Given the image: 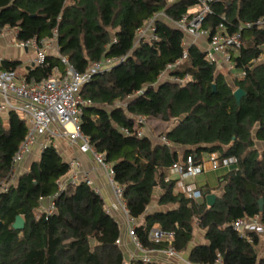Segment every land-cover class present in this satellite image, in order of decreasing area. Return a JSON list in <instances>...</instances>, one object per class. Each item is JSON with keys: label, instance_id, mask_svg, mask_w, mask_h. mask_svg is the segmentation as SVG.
I'll return each instance as SVG.
<instances>
[{"label": "trees", "instance_id": "16d2710c", "mask_svg": "<svg viewBox=\"0 0 264 264\" xmlns=\"http://www.w3.org/2000/svg\"><path fill=\"white\" fill-rule=\"evenodd\" d=\"M199 0H0V32L16 29L20 40L51 38L56 31L58 53L78 71L93 61L117 58L112 68L94 74L79 92L80 128L95 152L112 165L114 180L122 187L128 213L135 219V233L146 250L163 247L147 239L148 230L159 226L173 233L178 252L188 248L194 227L204 233L206 243L189 249L187 259L197 264H264V241L258 233L248 238L231 227L240 217L259 215L264 222V0H211L200 29L208 36L230 34L241 27L242 45L229 49L234 68L230 85L224 70L205 59V52L189 44L186 57L168 76L185 81L159 80L168 64L180 60L185 33L172 23L155 18L156 39L135 43L136 30L164 12L178 20ZM19 60L4 58L1 68H16ZM54 66L63 71L59 57L47 55L43 66L28 67L27 78L40 79ZM230 74V70L226 69ZM214 85V89L212 87ZM237 87L245 91L239 105L233 96ZM126 101L125 105L115 104ZM5 117H4V116ZM170 123L161 132L170 145L131 132L136 116ZM24 121L13 111L0 114V264H169L151 253L124 262L117 242L121 227L105 210L100 194L84 182L58 191L57 181L69 165L55 146L47 145L13 183L8 181L13 155L26 135ZM184 148L181 156L171 149ZM216 152L236 158V167L218 178L214 203H206L208 187L191 199L168 178L169 167L191 155ZM5 187V188H4ZM158 189L156 204L163 207L146 213ZM56 194V196H54ZM53 197L54 211L37 216L42 199ZM262 210H259V200ZM24 219L22 229L11 227L15 215ZM264 237V233L262 234ZM263 248H260V244Z\"/></svg>", "mask_w": 264, "mask_h": 264}, {"label": "built area", "instance_id": "2783aa9c", "mask_svg": "<svg viewBox=\"0 0 264 264\" xmlns=\"http://www.w3.org/2000/svg\"><path fill=\"white\" fill-rule=\"evenodd\" d=\"M172 1L174 0H167L168 3ZM209 1L211 0H199L197 10L186 11L180 19L174 20L172 23L193 40L198 37H205L207 40V47L204 51L205 59L216 65V67L222 65L226 69L231 70L234 66L231 62L229 49H237L242 45L241 27L230 34H223L220 32L223 25L219 24V32L208 36V32L201 30L200 26L205 14L209 12ZM156 17H165L164 12L160 11L155 16L147 19L136 30L135 43L142 39L153 40L157 38L154 23ZM253 24L264 25V19L246 23L245 26L249 27ZM6 31L10 33L11 45L16 48L31 49L33 51V56L28 61V65L31 68L43 66L46 56L50 54L59 57L63 65V71L57 66H54L51 73L45 77L40 79L27 78L25 74L18 72L15 68H1V62L5 57L0 55V114L8 110H13L24 121L27 129L25 138L13 155L8 181L4 186L6 187L16 179L15 172L18 165L32 153L34 146H37L39 154L47 145L52 144L55 146V139L65 138L71 145L76 146L78 153H89L96 164L102 169L107 185L112 191V201L109 205H105V210L110 214L118 212L120 215L121 220L118 223L126 231L129 243L134 248V251L129 253V260L136 257V251L141 254L140 257L143 261H149L150 255L153 253L156 257L160 256L164 259L183 260L184 264H197L190 262L188 259H183L181 252L176 251L172 246L173 233L162 230L157 225L152 226L148 230L147 239L156 244H163V247L146 250L141 245L135 233V227L138 221L128 213L126 202L123 198L122 187L114 180L112 165L106 162L101 154L95 152L89 143L88 137L81 131L80 104L83 101L79 98L80 90L94 74L109 70L120 59L104 58L93 61L84 71H78L69 63L66 56L58 53L56 31L53 32L51 38H43L41 40H37L36 38L20 40L16 37V29L7 28ZM51 43H54L53 46H50ZM182 45L184 51L181 59L173 64H168L167 70L161 73L159 77L164 73L168 74V70L178 65L186 57L185 48L189 44L182 43ZM240 75H244V72L242 71ZM167 79L181 82L185 81L186 77L180 80L178 77L167 75ZM115 104L118 103L115 102ZM125 104L126 101L122 105ZM147 129V118L139 115L134 117L132 121V131L129 132L127 129H123V131L126 134L131 133L141 137L145 135ZM160 140L162 143L170 145L164 135L160 137ZM206 162L211 169H215L222 165L236 164V158L233 156L219 158L216 152H211L208 154ZM67 163L69 165L68 171L57 181L59 192L74 187L81 182L94 188V183L89 172L82 169V163L78 156L70 158ZM204 170L205 161L200 159L196 162L191 155H187L182 162H174L169 167V172L177 175L176 186L179 187V190L186 197L194 200L201 197V191L200 189H191L185 183V180L200 174ZM54 196L47 199L48 203L42 210L45 214H50L54 211ZM231 227L248 239V234L251 232L258 234L264 233V222L259 215H253L248 218H237L232 222ZM117 242L120 244L119 239ZM215 264H222L218 253Z\"/></svg>", "mask_w": 264, "mask_h": 264}, {"label": "crops", "instance_id": "0c3cea01", "mask_svg": "<svg viewBox=\"0 0 264 264\" xmlns=\"http://www.w3.org/2000/svg\"><path fill=\"white\" fill-rule=\"evenodd\" d=\"M195 7L198 8L197 4L190 5L187 7L186 11H194ZM164 15H165V17H160V19L162 21L167 22V23H172L174 21L173 19L169 18L165 13H164ZM6 30H7V27H5L0 32V55L7 58V59L19 60V64L16 66L15 69L22 74H26V72L28 71V67H30L28 65V61L33 56V51L31 49L16 48L13 45H11L10 33ZM182 43H185V44L195 43L202 51H205V49L207 47V40L205 37H198V38L193 40L191 37L185 35V38L183 39ZM53 44L54 43H51L50 46H53ZM217 70L218 71L224 70L226 80L229 78V75L231 74V73L230 74L226 73L225 72L226 68L222 65L220 67L217 66ZM232 70L233 69H231L230 72ZM164 79H167V77ZM159 80H160V77H159ZM152 120L153 121L158 120V121L162 122V124H164L162 131H165L170 127L169 122L162 121V120H159V119L153 118V117L147 118V121H152ZM147 128L148 129L146 130V133H149V135L152 133V135L154 136V134H155V132H153L154 130L150 126H147ZM158 134H161V133H158ZM54 142H55V148L57 149L58 153L61 155L63 160H65L66 162L70 158H72L74 156H78L79 160L82 163V169L87 170L89 172V175H90V177L94 183L93 189H96V191L100 194V196L103 199L104 204L109 205V203L112 201V191H111L110 187L107 185V182H106V179L104 177L102 169L96 164V162L93 160L92 156L89 153H82V154L78 153L76 146L71 145L65 138L55 139ZM255 147L258 149L264 148V142L256 141ZM171 149L175 150L179 156H181L183 151H184L183 147L173 145V144L171 146ZM32 155H34V157H35V155L38 157L39 154L37 151V146L33 147L32 153L29 156H27V158H29ZM27 158H26V160H27ZM201 159L203 161H205V170L203 172H201L200 174L194 176V177L188 178V180L193 178L190 181L186 182V180H187L186 179L185 183H187L191 189H201L204 187H208L212 193H217L219 191V190H216V187L219 185L218 178L221 175L230 171L231 169H234L236 167V164H232V165L230 164V166L229 165H225V166L222 165V166H218L215 169H211L208 166V163L206 162V160L208 159V154L206 155L205 158L202 157V154H201ZM220 168H225V169L220 170ZM213 170L217 171L216 174ZM167 177L168 178H177V175L169 173ZM215 177H216V183L210 184V183H212V181L213 182L215 181ZM176 188L179 190L178 186H176ZM158 194H159L158 189H155V196H154L152 202L147 207L146 213H148L154 209H162L163 208V207L158 206L156 204V199H157ZM47 203H48L47 199H42V201L39 204V209L42 208L43 205H46ZM112 215H114L116 220H118V221L121 220L118 212H115ZM140 220H141V218L137 219L138 222H140ZM120 229H121V234L119 237L120 245L123 248V251H124L123 254L126 257L125 253L127 254L128 253L127 251L132 253L134 251V248L129 243V238L126 234V231L122 228H120ZM260 236H261V241H264L263 235L260 234ZM199 243H206V241L204 240L203 231L195 226L194 230H193V238L189 242L188 248L185 251L181 252V257L183 259H187V254H188L189 249L192 248L194 245L199 244ZM260 248H263L262 242L260 244ZM262 253H264L263 249H262ZM167 263L184 264L183 260H178V259H167Z\"/></svg>", "mask_w": 264, "mask_h": 264}, {"label": "rangeland", "instance_id": "374dc122", "mask_svg": "<svg viewBox=\"0 0 264 264\" xmlns=\"http://www.w3.org/2000/svg\"><path fill=\"white\" fill-rule=\"evenodd\" d=\"M198 8L197 7H195V10H197ZM264 60V45H263V52H262V54L260 55V57H259V61H263ZM240 69H237V68H233V70L231 71V74L229 75V78L227 79V82L230 84V85H232V81H231V79H232V76H240ZM167 77V73H164L161 77H160V80L162 81L164 78H166ZM119 105H122L123 103H124V101H116ZM4 116V115H3ZM5 117V116H4ZM147 126H150L153 130V132H155V134H154V136L152 135V133L150 134L151 136H152V138L154 137L155 138V140H157V141H161L160 140V136H161V134H158V133H161L162 132V129H163V127H164V124H162V122H160V121H158V120H156V121H147ZM150 128V129H151ZM160 131V132H159ZM206 155H207V153L206 152H203L202 153V157H206ZM30 158V159H29ZM29 158H27V160H24L20 165H18V167H17V169H16V172H15V174H16V177L21 173V172H23V171H26L27 170V168H28V165H29V163L32 161V159L34 158H37V156L35 155V157H34V155H32V156H30ZM232 165V164H231ZM230 166V165H229ZM226 168V167H225ZM225 168H220V170L221 169H225ZM229 168V167H228ZM218 170V169H217ZM214 172H215V174H216V170H213ZM193 179V178H192ZM192 179H187L186 180V182L187 181H190V180H192ZM16 180V179H15ZM14 182V180L11 182V183H13ZM214 183H216V177H215V181L213 182L212 181V183H210V184H214ZM43 207H45V205H43ZM42 207V208H43ZM42 208H38L37 210H35V215L37 216L39 213H41L42 212ZM128 253L126 254L125 253V255H126V257L124 258V262L125 263H128V260H129V258H130V252L129 251H127ZM170 264V263H169Z\"/></svg>", "mask_w": 264, "mask_h": 264}, {"label": "water", "instance_id": "95a60500", "mask_svg": "<svg viewBox=\"0 0 264 264\" xmlns=\"http://www.w3.org/2000/svg\"><path fill=\"white\" fill-rule=\"evenodd\" d=\"M213 89H214V85H212ZM245 95V91L240 88L237 87L233 90V96L236 100V103L239 105L241 98ZM216 195L215 193H210L208 195H206V203L211 206L214 201H215ZM259 210H262V201L261 199L259 200ZM11 227L13 229H22L24 227V219L21 215L17 214L15 215L14 221L11 224Z\"/></svg>", "mask_w": 264, "mask_h": 264}]
</instances>
